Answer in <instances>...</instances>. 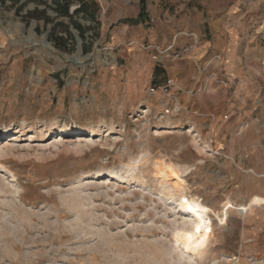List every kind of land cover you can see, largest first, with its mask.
Masks as SVG:
<instances>
[{
  "label": "rangeland",
  "instance_id": "1",
  "mask_svg": "<svg viewBox=\"0 0 264 264\" xmlns=\"http://www.w3.org/2000/svg\"><path fill=\"white\" fill-rule=\"evenodd\" d=\"M96 1L0 2V264H264V0Z\"/></svg>",
  "mask_w": 264,
  "mask_h": 264
},
{
  "label": "trees",
  "instance_id": "2",
  "mask_svg": "<svg viewBox=\"0 0 264 264\" xmlns=\"http://www.w3.org/2000/svg\"><path fill=\"white\" fill-rule=\"evenodd\" d=\"M9 1L13 6L16 7L17 12H20L24 6L26 1L28 0H0L2 3H6ZM38 4L47 5L49 0H36ZM52 2L55 4V9L58 12L60 16L64 17H72V13H70V8L72 5H77V8L75 9L76 13L84 12L88 13L93 20L97 19V15L99 13V4L96 0H52ZM147 0H140L141 4V11L137 18L130 19V22L133 24H139L142 22L146 16H147ZM38 10V9H37ZM31 14H34V12H31ZM76 29L79 31V34L84 37L85 36V29L80 25H75ZM67 32L70 33V31ZM71 34V33H70ZM59 47H63L59 44Z\"/></svg>",
  "mask_w": 264,
  "mask_h": 264
},
{
  "label": "bare ground",
  "instance_id": "3",
  "mask_svg": "<svg viewBox=\"0 0 264 264\" xmlns=\"http://www.w3.org/2000/svg\"><path fill=\"white\" fill-rule=\"evenodd\" d=\"M10 139L15 140L16 135L15 134L11 135ZM55 139H56L55 141L58 142V141H62L65 138H63L61 135H59V136H56ZM7 141L8 140H5V144L8 143ZM172 171H173V169H172ZM173 172H175V171H173ZM175 174H177V173L175 172ZM263 204H264V197L259 196V195H255L251 198L250 202L247 203L246 205H243L241 209L247 210L252 206L263 205ZM232 205H233L232 202L229 200L224 202V204H223V216L224 217L228 216L227 211L230 207H232ZM186 206H187L189 212L193 213L197 217V219L195 220V222L193 224L191 241L193 242V244L196 247H200L204 243V241L206 240L207 236L209 235L211 221H210V219H208L207 216H203L200 214V210L196 207V202L194 199L187 200ZM228 261L232 262L233 260L229 259Z\"/></svg>",
  "mask_w": 264,
  "mask_h": 264
}]
</instances>
